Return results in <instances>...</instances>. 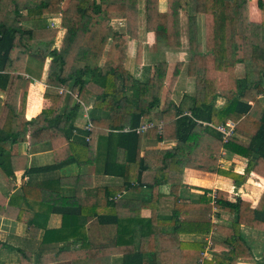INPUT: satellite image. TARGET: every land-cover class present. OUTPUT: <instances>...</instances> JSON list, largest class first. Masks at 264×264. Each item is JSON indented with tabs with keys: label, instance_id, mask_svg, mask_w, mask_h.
Returning <instances> with one entry per match:
<instances>
[{
	"label": "trees",
	"instance_id": "trees-1",
	"mask_svg": "<svg viewBox=\"0 0 264 264\" xmlns=\"http://www.w3.org/2000/svg\"><path fill=\"white\" fill-rule=\"evenodd\" d=\"M63 1L0 0V91L5 92L0 96V169L14 175L17 154L11 149L19 142L26 141L29 148L48 142L53 152L51 164L24 163L27 178L19 188L8 198L0 192V216L25 223L27 234L41 247L52 245L37 255L42 264H110L113 254L122 255V264H196L206 242L179 236L212 229L225 234L219 242L228 248L225 261L235 264L247 256L240 225L264 224V192L252 207L240 196L229 199L225 190L217 189L213 196L205 190L191 198L181 188L185 168L216 172L235 182L245 181L252 171L264 177V107L259 98L264 96V38L251 29L264 24V0L260 24L249 21L248 0H167L164 11L158 10V0H145V28L169 49L181 47L179 11H187V75L194 77L195 90L184 92L178 102L172 94L182 61L174 64L163 98L151 95L149 78L137 77L127 61L128 42L138 36L137 0H66L64 6ZM57 12L63 34L55 52L58 27L39 21L43 14ZM112 18L125 19L124 32L112 28ZM137 45L135 62L141 50ZM50 55L47 84L69 88L80 99L87 91L94 95L89 131L76 125L80 105L65 91L45 93L50 105L25 116L31 78L40 76ZM219 98L222 103L216 105ZM145 119L161 120L160 131L155 124L136 132ZM226 120L235 123V134L248 137L246 144L233 136L224 142L207 124ZM143 136L175 143L141 149ZM221 150L246 158L242 173L220 167ZM71 163L92 166L94 173L122 177L123 182L94 186L91 172L54 174ZM163 184L172 196L168 216L157 213ZM143 188L149 190L148 197L118 196ZM142 208H149V216L136 212ZM213 208L230 213L232 220L216 223ZM54 213L60 215V224L49 227ZM90 220L113 226V237L93 241ZM18 252L19 264H33L32 252Z\"/></svg>",
	"mask_w": 264,
	"mask_h": 264
},
{
	"label": "crops",
	"instance_id": "crops-1",
	"mask_svg": "<svg viewBox=\"0 0 264 264\" xmlns=\"http://www.w3.org/2000/svg\"><path fill=\"white\" fill-rule=\"evenodd\" d=\"M99 3L100 0H95ZM139 3V21L137 24V38L130 39L128 42V55L127 61L133 63L131 69L134 74L139 78H149L151 82V95L163 98L167 84L169 82L174 64L178 61H182L183 65L177 80L175 82L172 98L175 102H178L181 95L186 92L188 94L194 93L195 81L194 77L187 75V59H188V40H187V23L186 16L187 11L181 9L180 13V28H181V47L178 49H169L155 41L154 33L147 31L145 28V0H137ZM66 0L62 2L64 6ZM158 10L164 11L167 7V0H158ZM261 5L262 0H248V18L253 24L261 23ZM25 14V11H22ZM23 19V22L28 25ZM61 21L60 13H46L42 15L40 23L49 26L58 27L55 43L53 45V51L56 52L59 47V42L63 34V29L59 28ZM112 28L119 32H124L126 28V22L124 18H112L110 20ZM203 15L198 14V27L202 32L203 30ZM253 31H259V36L264 38V24L259 26V30L251 25ZM139 42L140 57L139 61L135 62L134 57L136 55L137 43ZM54 53V52H53ZM52 56H47L43 63L42 71L39 77H32L28 87L25 105V116L30 118L38 114L43 108H47L50 105V99L45 96V93H56L58 87L56 85L47 84L49 80L48 69ZM24 62L21 58L17 67ZM240 65V64H239ZM237 65V70L239 69ZM16 67V65H15ZM16 69V68H15ZM238 70V74H240ZM50 81H52L50 79ZM49 82V81H48ZM51 83V82H50ZM264 84V83H263ZM69 89V88H68ZM59 93V92H58ZM0 96L5 97V92L0 91ZM261 104L264 107V96H260ZM94 95L87 91L82 98L87 106H89V114L92 106ZM222 99L219 98L216 105H220ZM2 108V102H0V112ZM91 117V116H90ZM84 118L82 117V110L79 109V115L75 121L76 125L82 126ZM153 121L159 123V119H145L141 122ZM161 126V125H160ZM159 126V128H160ZM158 127V126H157ZM160 131V129H159ZM144 132V131H142ZM239 142H248V137L243 134L234 133ZM175 143L174 140L170 141H158L154 138L142 137L141 149L147 148H166L172 146ZM12 153H15V159H17L18 167L14 171L13 176L6 175L0 169V192L5 196L9 195L17 190L21 184V181L26 179L24 173V163L27 166H42L53 163V152L48 142H43L35 145L31 148L27 146L26 141L16 143L12 146ZM220 167L224 169H230L234 172L242 173L246 166V158L229 153L225 150H221L220 157L218 159ZM82 171L91 172L93 174L94 186L100 184L120 185L123 182L122 177H115L109 175H101L94 173L95 170L92 166L79 167L75 163L64 166L59 170H55L54 174L68 175L76 174ZM181 192L191 198H196L198 195L207 190L208 194L214 195L217 189L225 190L228 192L229 199L233 200L236 196H240L243 200L248 201L253 207L257 204L262 193L264 192V177L250 172L247 179L243 182H235L231 177L216 173L201 171L193 168H185L182 177ZM169 186L163 184L160 187L162 193L160 197V207L157 211L160 215L168 216L171 213L172 196L168 194ZM119 197H127L129 199H140L149 196V190L143 188L141 191H127L123 190L118 193ZM128 210V208H127ZM129 212V210H128ZM141 216H149V208H142L136 211ZM211 218L213 221L220 225H226L232 220V215L226 211H219L216 208L212 209ZM90 224V238L97 243H104L111 239L114 235L115 229L111 225H98L94 220L88 222ZM60 224V215L51 214L48 220L49 227H57ZM240 232L243 236L245 244L249 248L247 256L238 257L235 264H264V224L260 226H254L249 224H241ZM181 239H199L204 240L203 251L201 257L197 260L196 264H206L208 261H212L210 264H229L225 261V257L228 253V248L221 243L225 238V234L217 229H212L208 234L193 235L182 233L179 236ZM0 240L3 245L0 246V262L1 264H19V249L27 250L33 254V264H42L37 256L40 253L49 252L52 247H41L39 241L30 237L26 232V225L23 222L15 219L0 216ZM41 249L43 251H41ZM247 253V252H246ZM110 264H122V255L113 254L109 258ZM46 264H67L66 261L51 262Z\"/></svg>",
	"mask_w": 264,
	"mask_h": 264
},
{
	"label": "built area",
	"instance_id": "built-area-1",
	"mask_svg": "<svg viewBox=\"0 0 264 264\" xmlns=\"http://www.w3.org/2000/svg\"><path fill=\"white\" fill-rule=\"evenodd\" d=\"M63 91L74 95L76 102L80 105V109L82 110V117L84 118L82 127L85 130L89 131L93 126L92 125V119H91L90 114H89V106H87L82 99L78 98L77 92L72 93V91L70 89L65 90L62 86H59L58 92L62 93ZM260 95L262 96V94H260ZM155 124L159 128V126L161 125V121L159 123H157V122L155 123L153 121H146V122L140 124L138 127H136L135 131L136 132L145 131L148 127L154 126ZM207 124L214 127L217 131L220 132L221 138L224 142H226L231 136L234 135L235 123L232 120H226L225 122L220 123L219 125H214L212 123H207ZM129 129H130L129 127H126L124 130H129Z\"/></svg>",
	"mask_w": 264,
	"mask_h": 264
},
{
	"label": "rangeland",
	"instance_id": "rangeland-1",
	"mask_svg": "<svg viewBox=\"0 0 264 264\" xmlns=\"http://www.w3.org/2000/svg\"><path fill=\"white\" fill-rule=\"evenodd\" d=\"M172 70H173V69H172ZM238 70H240V71H241V65H239V69H238ZM240 71H239V72H240ZM263 83H264V79H263Z\"/></svg>",
	"mask_w": 264,
	"mask_h": 264
}]
</instances>
